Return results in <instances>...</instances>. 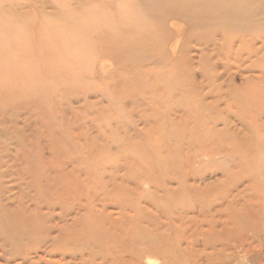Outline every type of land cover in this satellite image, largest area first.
Instances as JSON below:
<instances>
[{"label": "rangeland", "instance_id": "374dc122", "mask_svg": "<svg viewBox=\"0 0 264 264\" xmlns=\"http://www.w3.org/2000/svg\"><path fill=\"white\" fill-rule=\"evenodd\" d=\"M215 1L0 0V264H264V0Z\"/></svg>", "mask_w": 264, "mask_h": 264}, {"label": "bare ground", "instance_id": "6f19581e", "mask_svg": "<svg viewBox=\"0 0 264 264\" xmlns=\"http://www.w3.org/2000/svg\"><path fill=\"white\" fill-rule=\"evenodd\" d=\"M195 1H196V0H195ZM207 1H208V0H207ZM212 1H215V0H212ZM217 1H218V0H217ZM217 1H215L216 5H217L216 7H218L219 5L223 4L222 1H220L219 4H217ZM226 1H227V0H226ZM232 1H234V0H232ZM235 1H236V0H235ZM243 1H245V0H243ZM250 1H251V0H250ZM250 1H248V2H250ZM224 2H225V1H224ZM236 2H237V1H236ZM238 2H241V1H238ZM189 3H190V2H189ZM209 3H210V2H209ZM213 3H214V2H213ZM220 3H221V4H220ZM229 3H230V2H229ZM250 3H251V2H250ZM233 4H234V3H233ZM245 4H247V2H246ZM189 5H191V4H189ZM209 5H210V4H209ZM229 5L231 6V4H229ZM239 5H240V4H239ZM242 5H243V4H241L240 6H242ZM248 5H250V4H247V6H248ZM187 6H188V5H187ZM212 6H213V5H212ZM212 6H211V7H212ZM224 6H225V5H224ZM224 6H221V7H224ZM226 6H227V5H226ZM240 6H238V7L240 8ZM247 6H245V8H246ZM261 6H262V5H261ZM205 7H206V6H205ZM207 7H208V5H207ZM214 7H215V6H214ZM214 7H213V8H214ZM228 7H229V6H228ZM236 7H237V5H236ZM238 7H237V8H238ZM209 8H210V7H208V9H209ZM230 8H232V6H231ZM242 8H243V7H242ZM245 8H243V9H245ZM218 9H219V8H218ZM218 9H215V10H218ZM215 10H214V11H215ZM219 10L221 11V8H220ZM225 10H227V9L225 8ZM234 10H235V12H236L237 9H234ZM241 10H242V9H240V10H238V11H241ZM249 10H251V9H249ZM208 11H209V10H208ZM210 11H211V10H210ZM212 11H213V10H212ZM220 11H219V13H220ZM242 11H243V10H242ZM244 11H247V10H244ZM256 11H257V10H256ZM206 12H207V11H206ZM232 12H233V8H232V11H231L229 8H228V11H226V13H228V14H230V15H233V14H231ZM199 13H200V12H199ZM236 13H237V12H236ZM243 13H246V14H247V12H243ZM251 13H252V12H251ZM196 14H197V13H196ZM209 14L211 15V13H209ZM221 14H222V13H221ZM238 14H239V13H238ZM238 14H237V15H238ZM240 14H241V13H240ZM194 15H195V14H194ZM194 15H193V16H194ZM217 15H218V13H217ZM224 15H225V18H226V14H223V16H224ZM230 15H229V16H230ZM211 16L214 17V12H213V14H212ZM219 16H220V15H219ZM219 16H218V17H219ZM223 16H222V17H223ZM229 16H228V17H229ZM233 16H234V15H233ZM233 16H232V17H233ZM194 17H195V16H194ZM216 17H217V16H216ZM236 17H237V16H236ZM196 18H197V17H196ZM196 18H195V19H196ZM209 18H210V17H209ZM214 18H215V17H214ZM219 18H220V17H219ZM230 18H231V17H230ZM230 18H229V19H230ZM191 19H193V18H191ZM210 19H212V18H210ZM217 19H218V18H217ZM221 19H222V18H221ZM223 19H224V18H223ZM197 20H199V19L197 18ZM201 20H202V19H201ZM203 20H204V19H203ZM205 20H207V19H205ZM224 21H225V20H224ZM224 21H223V22H224ZM225 22H226V21H225ZM229 22H230V21H229ZM220 25H221V24H220ZM229 25H230V24H229ZM235 25H236V24H235ZM173 26H174V25H173ZM231 26H232V24H231ZM73 67H74V66H73ZM1 214H2V213H1ZM4 214H5V213H3V215H4ZM6 214H7V213H6ZM13 217H15V215H14ZM4 218H5V217H4ZM4 218H3V217L0 218V231H2V230H1V228H2L1 225H3V226L5 227V224H7V222L4 223V221H5V220H3ZM13 219H15V218H13ZM15 224H16V223H15ZM19 226H20V225H19ZM23 226H24V225H23ZM13 227H16V226H13ZM13 227H12V228H13ZM12 228H11V231L13 230ZM2 229H3V228H2ZM8 229H9V228H8ZM8 229H7V231H8ZM26 229H27L26 226L22 228V230H26ZM4 231H5V230H4ZM16 231H17V230H16ZM20 232H21V231H20ZM8 233H10V232L8 231ZM17 233H18V232H17ZM34 233H36V234L38 233L39 235H42L44 232H43L42 229H39V230L37 229L36 231H34ZM1 236H4V235H2V233L0 232V238H1ZM13 245H15V242H13Z\"/></svg>", "mask_w": 264, "mask_h": 264}]
</instances>
